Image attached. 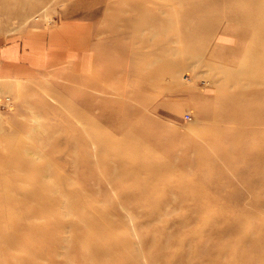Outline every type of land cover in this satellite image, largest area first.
Instances as JSON below:
<instances>
[{"label": "rangeland", "instance_id": "obj_1", "mask_svg": "<svg viewBox=\"0 0 264 264\" xmlns=\"http://www.w3.org/2000/svg\"><path fill=\"white\" fill-rule=\"evenodd\" d=\"M135 1L137 9L131 0L89 3L94 14L86 69H60L32 80L0 81V264H89L115 258L119 264H210L203 251L209 244L206 235L218 216L216 201L222 197L218 190L225 178L242 190L244 203L237 210L236 198L225 200L224 222L228 213L240 215L244 209H252L250 203L255 199L264 200L263 186L258 184L250 191L244 187L254 179L258 161L245 162L231 152L229 158L234 157L219 158L212 164L209 158L216 152L208 146L202 150L206 161L199 167L189 145L201 142L199 133L210 121L202 111L221 91L226 95L245 90L239 85L247 84L245 71L251 67L247 55L256 43L253 34L239 37L240 24L234 26L237 32H225L230 23L210 17L199 27L210 31L198 30L191 37L190 29L181 28L186 23L169 21L168 7L173 5L172 10L181 13L192 7L190 2L179 7L175 0ZM25 2L31 9L26 5L22 12ZM67 3L21 0L5 6L8 14L1 4L0 43L18 37L32 24L39 28L53 25L61 20ZM78 9L70 8L68 13ZM148 11L160 18L150 21L144 17ZM136 13L135 20L132 15ZM164 57L188 63L174 76L165 74L160 85L141 87L140 80L149 77ZM229 76L230 86L219 88V82ZM255 98L264 105V96ZM122 102L139 114L128 123L107 122L109 113L121 116ZM261 126L258 133L264 138ZM133 129L150 132L152 142L144 141L137 152H122L121 144L127 140L124 135ZM95 130L103 136V148L98 152ZM129 137L130 142L136 140L134 135ZM262 145L256 142L253 148L262 153ZM222 146L234 150L226 142ZM12 149L23 156L12 158ZM21 160L28 166L20 165ZM121 160L128 162L120 164ZM236 171L241 173L236 176ZM256 176L264 179V169ZM213 178L221 180L214 184L203 180ZM197 190L206 191L215 202L203 198L199 205L197 198L192 199ZM230 193L235 196L236 191ZM25 194L27 199L22 198ZM187 195L190 197H183ZM16 200L21 203L12 206ZM203 205L207 212L200 215ZM30 211L31 217H25ZM97 218L102 225L92 223ZM261 219L264 206L255 210L250 221ZM30 224L40 229L31 232ZM44 231L45 236L41 235ZM33 232L36 240L31 244L28 239ZM11 233L18 235L19 242L5 255L3 248ZM97 237L107 238L112 250L101 251ZM230 239L219 231L215 236L219 242ZM91 240L98 246L93 251ZM233 249L236 258L241 257L234 244ZM220 259L223 262L225 256Z\"/></svg>", "mask_w": 264, "mask_h": 264}, {"label": "bare ground", "instance_id": "obj_2", "mask_svg": "<svg viewBox=\"0 0 264 264\" xmlns=\"http://www.w3.org/2000/svg\"><path fill=\"white\" fill-rule=\"evenodd\" d=\"M175 1L177 2V5L179 7L181 3L190 2L192 4L191 5L192 7L188 8V11L186 9L183 10V12L181 11V13L178 12L175 13L172 10L173 5L168 6L171 9V12L169 14V16L171 17L169 21L172 22V20L174 21L175 19H178L181 20L182 23H186L183 24L181 28L184 27V29L185 28L190 29L191 37H193V35L197 36L198 30H203L204 32L210 31V28L208 27H204V28H199V27H201L202 24H205L208 18L211 17L218 19L220 18L219 20H221V18L226 19V21L230 23L231 26L226 28L225 32H227V30L236 31V29H234V26L240 24L242 27H240V30H238L240 32L237 33L239 37L243 38V36H245L246 34L251 33L253 34L252 36L253 39L255 38L256 43L253 42L254 46L252 48L254 50L251 51L249 56L247 55V58L251 60V62L249 63L251 67L249 66L250 68L248 67L246 68V70L248 69V72L245 71V73L249 75L247 84H245V87H241L239 85V88H244L245 90L239 93L236 92V94L227 93L226 95H224L222 91L220 92V89H217L219 90L220 95L219 96L217 95L218 97L214 100V103L212 105L208 106V108L206 107L207 109L205 108L202 111L204 119L210 120L209 122L206 123L205 129L199 133L201 138L200 140L202 143L199 142L198 144H196L195 142H193L190 143L189 145L190 147H192L191 149H193L194 155L196 154V159L194 162L197 163L199 167H201V165H204V162L206 161L205 160L206 157L203 156L202 150L203 148L208 146H211L212 147L211 149L215 150L216 152L215 157L212 156V158H209V161L212 164H215L217 162V159L219 158L230 159L231 157H234L233 155H231L229 158V153L231 152L235 154V157L237 159L242 158L245 162H250L254 160L258 161V165L255 166L254 169L255 171L253 170L255 175L254 179H251L248 183H246L244 187L248 191L254 189V187L257 186L258 184L260 186H263L264 188V179L260 180L262 177L256 176L259 173H261L262 170L264 169L263 168L264 151L262 153L261 151L257 153L253 148L256 142H261L264 144L263 135L261 138V135H259L258 133L259 128L262 127L261 125H264V110H260L263 108L264 105L260 106L259 100L255 98V95L256 97L259 98L264 96V89H263L264 88V0H175ZM20 3L21 0H0V5L2 4V6H4L3 9L6 10L5 13L7 14L9 13V8L7 9L5 8V6H12ZM131 3L133 4V7L136 8L135 4H137V2L135 0H131ZM22 5H23L21 9L22 12L26 10V7L31 9L29 2L28 5L26 4V2L23 3ZM222 7L225 8L222 9ZM187 15L196 17V19L195 20L189 19ZM138 16L139 13L132 15L133 19L135 20L138 18ZM144 17L148 18L150 21L152 20L154 21L160 18L156 13L152 14L151 11L146 12ZM190 22H192L191 26L187 25ZM150 34L152 36L155 35L154 32ZM176 59H167L166 57H164V60H162L164 62L160 66L155 68L149 77H145L144 79L140 80L139 84L141 85V87L148 88L147 86H155L159 84L160 82H162V80H164L163 78L164 76H166L165 74H168L170 76H174L176 73L178 74V71L184 69L187 65L186 63L188 62L184 61V59L183 60L182 59L176 60ZM231 77L230 76L225 77L226 79L223 78V80L219 82V88L221 87L223 89L228 88L230 86L229 83L231 82L230 81ZM244 77L246 76L244 75ZM234 86H238V84ZM219 92L217 91V93ZM248 96L250 97L253 96V97L251 99H248ZM120 107H121L120 108L121 116L117 118V116L109 113L106 116L107 122H112V121L114 122L116 120H119V122L121 123H128V121L131 118H133V116L139 114L137 110L130 111L126 102H122ZM256 110L260 115L256 112ZM241 118L244 120L239 121ZM242 121H245L244 125L242 124ZM223 126L225 128H222ZM96 132H97L96 130L93 131L94 137L93 136L92 137L96 138L94 142L96 144V151L98 152L101 151V149L103 148V142H102L103 136L97 135L98 132L97 133ZM239 132L243 134L239 136L238 135ZM149 133L150 132H145L144 130H139V129L136 130L133 129L128 131L124 135V137H126L127 140L123 141L121 144L122 152L130 151L131 153H134L138 151L140 145L144 141H146L147 143L148 142L151 143L152 141L148 140L151 137L149 136ZM130 134L132 136L134 135L136 137V140L130 142V137H129ZM222 142L228 143L230 148L234 147V150L222 146ZM262 146L264 148V145ZM251 148H253L252 152L250 151ZM10 154L11 157L14 159L15 156L19 154L20 155L18 157L23 156V154L13 149ZM123 162H128V161L126 160L119 161L120 164ZM19 164L25 167L28 166V164L22 160ZM149 167H147V169ZM236 172H237L235 173L236 176L239 175V173H241L238 171ZM250 172H252V170H250ZM223 176L226 177L225 174ZM203 180L208 184H214L215 182L221 179L213 178V179H203ZM143 186L145 188L149 187L145 183ZM237 188H238L237 186H232L231 182L226 180L225 178L224 185L220 187V190H218V193L222 195V197L218 201H216V207L218 208V216H216L213 219L212 223L214 224H212L210 232L206 235V239L209 244L208 247L205 248L203 251L204 253H207L208 262L211 261L210 264H264V219L257 220V222L250 221L252 218V214L255 212V210H258L260 206H264V200L255 199L253 202L250 203V207H252V209L251 210L244 209V211L240 215H235L234 213H228L226 215V220L224 222L223 204L225 203V200H231L236 198V201L234 203L237 210L240 209V206L244 203L243 197L241 196L243 192L241 189H239L238 191ZM186 191L189 192V189H187ZM231 191H236L235 196H233L230 193ZM194 194L195 197L192 199L195 200V198H197L198 201L197 203L199 205H201L200 199L203 198H206L209 203L215 202L212 198L210 199L208 198L209 194H207L206 191L197 190ZM27 196L28 195L25 194V196H23L22 198L27 199ZM183 197L188 198L190 196L187 195ZM16 202L17 200L13 201L12 206H16V204L21 203V201L20 202L18 201V203ZM205 206L206 205H203L199 208L198 212L200 215H202L203 212H207ZM221 208H222V213H221ZM153 212L154 211H151L150 213ZM28 214L29 215L25 217L30 218L31 211ZM92 223L95 226L102 225L100 224V218L92 219ZM203 224L209 227V225L206 224L205 222H203ZM216 224H220L218 228H216ZM27 228H29L31 232L40 229L34 227L33 225H31L30 227L27 226ZM217 231H219L224 238L225 237L227 238L228 236L231 239L222 242L215 240ZM33 234L34 232L28 239L29 243L31 244L36 240V237L33 236ZM41 235L45 236L46 232L44 231L43 233H41ZM9 236L11 238L7 237V241L5 242L6 246L5 248H3V251H5V255L8 254V250H10V248L16 249L19 242V238L16 240L18 235L11 233L9 234ZM106 239L107 238H99V237L95 239L97 245L102 247L101 251H104V249L106 251L112 250L110 243L106 241ZM92 241L93 240H91V248L93 251V249L94 248L97 249L98 246L95 245L94 242ZM233 244L237 249V253H239L241 257L236 258V253H234ZM246 252H252L256 255L251 256L248 255ZM223 256H225V260L223 259L224 261L222 262L220 258ZM30 260L33 261L35 260V258ZM86 262L87 261L84 260L82 261V263H86ZM89 264H119V259L115 258L113 261L107 263H104L101 260H97V261L89 262Z\"/></svg>", "mask_w": 264, "mask_h": 264}, {"label": "crops", "instance_id": "obj_3", "mask_svg": "<svg viewBox=\"0 0 264 264\" xmlns=\"http://www.w3.org/2000/svg\"><path fill=\"white\" fill-rule=\"evenodd\" d=\"M91 1L68 0L61 20L41 28L32 24L18 37L0 43V81L32 80L60 69H86L94 14ZM70 8L83 9L69 14Z\"/></svg>", "mask_w": 264, "mask_h": 264}]
</instances>
